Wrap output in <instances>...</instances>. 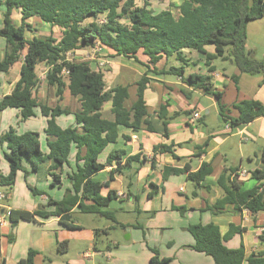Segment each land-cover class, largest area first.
Masks as SVG:
<instances>
[{"label": "trees", "instance_id": "16d2710c", "mask_svg": "<svg viewBox=\"0 0 264 264\" xmlns=\"http://www.w3.org/2000/svg\"><path fill=\"white\" fill-rule=\"evenodd\" d=\"M172 1L175 0H169L167 9L155 12L150 9L148 0L144 6H139L137 0H0V6L4 7L0 38L6 42L5 54L0 57V77L10 74L22 62L20 80L13 92L0 100V117L8 109H18L21 111V120L26 121L36 117L39 110L48 120L45 134L49 150L47 154L42 151L40 134L37 132L18 134L14 128H10L2 134L0 147L6 148L4 158L10 166V173H0V187L6 188L9 196L20 171L26 174L39 173L40 167L48 162H52L48 170V176L53 180L52 187H57V184L62 186L65 168L72 169V161H75V169L66 176L70 188L62 200L50 197L48 205L35 212L7 211L0 207V216L6 215L13 229L21 222L38 223V219L47 220L52 217L60 218L61 225L67 229H80L74 224L76 210L119 225L116 212L110 209L111 203L118 200V192L110 190L104 196L103 191L108 184L97 181L95 176L112 167L110 181H113V175L122 172V157L126 155L124 151L110 152L105 162H100L107 149L118 143L122 130L156 133L148 120L150 113L146 90L152 81L150 74L180 77L192 91L201 90L213 95L218 100L224 123L232 127L264 117V104L254 99L234 104L232 109L237 111L238 116H231L233 110L223 102V93L215 90L211 76L216 72L213 66L215 60H232L240 74L262 75L261 85H264V61L256 60L247 49L248 24L264 19V0H178L179 4ZM15 10L21 14L20 26L13 19ZM31 18H37L51 28H59L61 38H55L53 33L48 37L34 35L37 29L27 23ZM29 33L33 37L28 38ZM97 46L110 50L114 56L133 59L147 68L146 73L136 82V100L131 106H128L129 86L118 85L108 89L102 71L94 70L89 62L71 58L79 50L95 49ZM208 46L215 47L216 52H208ZM186 50L205 56L208 75L193 73L185 76V66L191 62ZM140 56L146 57L147 62L144 63ZM171 58L180 62L181 67L158 68L162 60ZM193 64L196 65L195 62ZM41 65L48 68L45 83L56 88L59 103L63 101L67 88L80 103L77 111L64 108L61 104L52 108L39 99L38 91L42 81L38 69ZM233 80L238 84L239 76H233ZM192 91L181 89L188 100H191ZM108 103L111 104L112 119L104 116V108ZM169 107V102L161 104L158 114L164 126L165 138H169L168 127L171 121L180 115L190 116L193 113L178 112L170 116ZM70 115L75 117V126L64 129L58 125V117ZM203 118L198 122L200 125L205 124ZM123 138L128 139L126 136ZM174 147V144L157 145L153 150L154 155L172 153L175 158H179L174 153ZM141 157V153L130 156L126 165L133 162L143 165L146 158L142 160ZM260 158L264 163V152ZM24 160L30 169L25 168ZM213 173V166L207 163L197 172H191L189 167L179 169L166 166L162 170L164 181L172 176L187 174V179L196 185H200ZM251 176L257 181V186L244 191L238 170L225 168L217 181L223 197L208 210L219 214L231 205L238 211L246 209L252 214L264 212V170H255ZM152 186L159 190L157 185ZM30 189L35 195L42 194L36 189ZM128 197H131L130 193ZM135 201L138 204L139 198L136 197ZM176 210L181 214L186 211L182 207ZM188 231L195 241L189 248L212 257L215 264H264V253L247 257L243 246L238 249L226 246L233 235L241 232L240 229H232V233L224 236L219 226L210 223L190 226ZM103 233L108 236L105 230ZM95 235L96 249L99 231ZM260 239L264 241V232ZM8 240L13 243L15 237L8 236ZM1 247L0 239V256ZM57 250L61 255H67L70 252L69 242L59 241ZM151 251L153 256L150 264L173 263L172 258L163 257L158 249L153 248ZM38 254L30 250L20 264H35Z\"/></svg>", "mask_w": 264, "mask_h": 264}, {"label": "crops", "instance_id": "0c3cea01", "mask_svg": "<svg viewBox=\"0 0 264 264\" xmlns=\"http://www.w3.org/2000/svg\"><path fill=\"white\" fill-rule=\"evenodd\" d=\"M3 11L4 7L0 6V29L3 26ZM13 19L15 24L20 26V11H14ZM36 20L40 22L37 18H31L27 23L33 25ZM41 25L43 28H47L43 23H41ZM49 29L53 30H51L50 35L53 33L55 38H61L62 32L59 28H51V26H49ZM36 33L37 32H35L34 35L38 36ZM31 37H33L32 34H30V36L28 35V38ZM87 50L89 49L86 48L79 50L75 55L79 56V54L87 52ZM206 50L210 53L216 52L215 47L213 46L206 47ZM5 51L6 42L0 38V57L4 56ZM98 52L99 54L97 57L94 56L85 59L84 62H89L94 70L102 71L105 74V80L107 79L106 74H111L113 87H108L107 85L108 89L123 85L129 86L130 90L136 89L137 93L136 84L134 86L129 85V80L135 76L138 81V77H142L146 73L147 68L142 64H139L145 68V71H143L136 66L138 63H136L135 60L114 56L110 50L100 46ZM185 53L188 59L191 60V62L185 66V76L193 73L208 75L206 58L204 55L189 50H186ZM172 59L175 60V62L170 59L162 60L159 63L158 68L161 70L164 68L169 69L171 67H181L182 64L180 62L176 61L175 58ZM102 61H105L106 63L102 65ZM142 61L144 63L147 62V60ZM194 62L196 65L193 64ZM161 63H164L163 68H161ZM231 65L237 69L232 72V75H227L225 68L222 73L216 68V72L211 74L215 90L222 92L224 95L223 102L231 109L237 102L249 99H254L264 104V85H261L263 78H260V80L258 79V82L256 81L260 89L259 94L257 97L251 98L245 93L241 85V82L244 79V74H240V71L234 63H231ZM213 66L215 65L213 64ZM21 67L22 62H19L10 74L1 75L0 100L13 92L21 77ZM108 67L111 68V70L107 71ZM47 70L48 68L45 67V72L42 75L39 74L41 81ZM167 76L168 75L153 76L150 74L152 81L146 90V100L150 113L148 120L156 133L147 130H142L138 133H134L129 129L122 130L120 133L121 138L118 143L107 149V155L113 151L126 152V155L122 157V165L124 166L122 172L113 175V181H110V171L112 167H108L99 174L106 176L104 180L100 182L108 184V187L103 191L104 196L108 195L110 190H114L118 192L117 202L126 200L135 201V198L138 197L141 204L143 200L147 199V203L139 208L138 212L148 214L149 216L151 215L152 217H158L160 214L177 212L179 218L178 216H174L177 227L158 229L159 231H163V233L162 235H158L159 232L156 233L157 238L152 240L155 245H152L147 240L144 241L141 236L140 238L138 236V242L141 249L136 248L134 252L125 255L130 257V260L123 264H150V260L153 256L151 250L153 248L158 249L163 257L172 258V264H215L212 257L189 248V246H192L195 241L192 234L188 231V228L197 224L213 223L219 226L221 233L224 236L232 233V229H240L241 232L233 235L231 239L226 242V246L230 249H238L243 246L247 257L264 253V241L260 239V236L264 232V212L252 214L246 209L238 211L231 205L226 206V210L219 214L208 210L209 207L214 206L223 197V191L218 186L217 181L225 168L236 169L238 170V173L243 171L247 172L245 177L240 176L243 180L242 190H252L257 186V181L252 179L251 173L255 170H264V163L260 158L261 153L264 152V117H260L249 124L232 127L231 124L224 123L220 114L218 100L213 95L205 94L201 90L192 91V89L187 87L178 77L177 80L174 81L168 79ZM233 76H239L238 84L234 82ZM182 88L193 92L191 100H188L183 96L181 92ZM150 92L151 94L149 95ZM131 96L132 94L130 91V99ZM201 96L205 97L207 102L202 103ZM38 97L52 108L59 104L64 108H70L72 111H77L80 108L78 99L73 97L67 88L64 91L63 101L59 103V99L56 95V88L47 86L43 81L38 91ZM134 101L132 100L131 104ZM167 102L170 104L168 109L170 116L178 112L180 114L187 111L193 112L190 116L180 115L176 117L175 120L171 121L168 127L169 138L163 136L164 126L158 118L160 105L166 104ZM131 104L128 106H131ZM196 113L200 114V118H195L194 115ZM204 113H206L207 117L204 116ZM213 115L215 123L214 127H212L211 124V117ZM231 116L237 117V111L233 110ZM201 118L204 119L205 124L203 125L198 123ZM109 119H112V117ZM37 121L38 123L34 125V122L36 123ZM47 121V118L43 117L39 110L37 111L36 117L22 121L20 110L8 109L3 112L0 117V136L10 128H14L18 134L37 132L40 133V141L45 140L46 146L45 129L47 128ZM57 123L64 129L73 127L76 124L73 115L58 117ZM38 128H40V131ZM123 136H126L128 139H124ZM173 144L175 146L173 149L174 153L179 158H175L172 153L154 155L153 150L155 146H170ZM5 151V146L0 147V173L8 175L10 173V166L4 158ZM48 152L49 150L47 148L44 153L47 154ZM139 153L142 154V160L146 158L143 165H140L138 162L126 165V161L130 156ZM75 155L76 150L72 154L73 159ZM100 162H102L101 158ZM204 163L211 164L214 173L212 176L206 178L204 182H201L200 185H196L194 182L189 181L187 179V174L172 176L167 181H164L163 179L162 170L166 166L179 169L189 167L191 172H197ZM246 164L249 168H246ZM51 165L52 162H48L40 167V171H43L46 175L45 181L47 183L52 181V177L48 176V170ZM72 169H75L74 160L72 161ZM72 169L68 167L65 168L64 177L68 182V188H70V182L66 176L72 171ZM189 183L193 185L191 198L187 189ZM152 184L157 185L159 190L153 187ZM0 193H3L1 188ZM129 193L131 194V197H128ZM62 198H64V196H61V199H53L60 201ZM47 199L48 197L46 196H41L39 199L41 202L40 205L43 208L46 207L45 203L47 202ZM5 202L6 201L4 200L0 201V207L4 210L26 211L25 209L15 207L14 204L11 205ZM111 206L112 203L110 209ZM181 207L186 209L184 214H181L180 211L176 210ZM35 211L36 210L30 212ZM78 211L79 210H76L74 215L78 214ZM2 217H6L7 223L1 229H3V231L9 230L10 232L6 233L5 231H2L3 234H1L0 229V235H2L0 237L2 245L0 264H11L8 254L16 251L20 241H24L23 243L26 244L25 250H27V255L30 250H35L39 253L35 259V264H103L98 261V255H105L106 262H111L115 258H111L113 252L111 253L110 244L106 246V251L100 249L98 245H96L95 249L96 231H99V234H104L103 232L105 230L108 232L107 234L110 235L113 230L124 228L125 233L130 231V240L133 239L136 232L142 231L139 229L129 230L126 228L128 225L122 223L117 218L119 225L116 223H113V225H106L103 230H97L95 228L91 230L86 229L88 234H85L87 231L78 222L74 221V224L80 229L70 230L61 225L60 218L58 217H52L47 220L38 219L39 222L33 223L32 225L28 222H21L17 228L13 229L7 216L5 215ZM169 231L171 232L169 233ZM5 236H14L15 241L10 243ZM85 238H89L93 242V249H91L93 250V253L91 250H79L77 258L66 257L63 259L64 256H62V260L60 261H52L46 256V253L49 250L57 249L59 241H68L71 250V246L74 242L83 241ZM6 243H8V246ZM87 255H90L91 259H88ZM11 256L12 261L16 264H20V262L27 257H19L21 258L19 259L14 254ZM115 260L119 259L116 258Z\"/></svg>", "mask_w": 264, "mask_h": 264}, {"label": "rangeland", "instance_id": "374dc122", "mask_svg": "<svg viewBox=\"0 0 264 264\" xmlns=\"http://www.w3.org/2000/svg\"><path fill=\"white\" fill-rule=\"evenodd\" d=\"M146 0H137V3L139 6H144ZM175 4H179L178 0L172 1ZM148 3L150 4V9L154 10L155 12H160L162 10H165L169 7V0L165 1H155V0H148ZM44 24V23H43ZM46 25L48 28H43L41 23L39 21H34L33 26L37 29V35L40 37H46L50 35L51 30L49 29V25ZM53 31V30H52ZM30 36V34H28ZM247 49L248 51H251L255 57L256 60L259 61H264V19L262 20H257V21H252L248 24L247 27ZM99 52L95 51L94 49H89L87 52H84L82 54H79V56H76L75 54L72 55L71 58H73L76 61L83 62L85 59H89L91 57H97ZM196 54V53H195ZM141 60H148L144 56H140ZM171 61H174L172 58L170 59ZM173 62V63H174ZM138 63V64H136ZM136 66L139 67V69L145 71V68L140 66L139 62H136ZM218 71L220 73L223 72V69L227 71V75H232V72L234 70H237L234 68V66L231 65V62L229 61H223L222 59H217L213 63ZM164 67V63H161V68ZM111 70V68H107V71ZM45 72V66L41 65L39 67L38 73L42 75ZM107 85L108 87H113L112 85V78L111 74L107 73ZM155 76L154 74H152ZM139 79L141 76L138 77ZM168 79L170 80H177L176 76L173 75H168ZM180 80H182L180 77H178ZM260 78H263L262 75H257V76H251L244 74V79L241 82V85L245 91L251 98L257 97L259 94V86L257 85L256 81ZM42 81L45 82V76L42 77ZM136 77L134 76L132 79L129 80V85H135L136 84ZM258 82V81H257ZM131 99L129 100L128 105L131 104L132 100L134 101L136 98V89H131ZM151 92L149 93V95ZM202 103L207 102L205 97L201 96ZM104 116L106 118H111V104L108 103L106 104L104 108ZM204 116L207 117L206 113H204ZM33 122V121H32ZM38 121L34 125L37 124ZM211 124L212 127L215 126L214 123V115L211 117ZM40 131V128H38ZM40 134V133H39ZM43 149L42 151L44 152L47 147L45 146V140L41 141ZM108 153V150L101 156V161L104 162L106 159V155ZM24 166L25 168L30 169L29 164L27 163L26 160H24ZM248 165L246 164V168ZM249 168V167H248ZM45 173L43 171H39V173L35 172H30L29 174H26L24 171H20L17 175L16 179V184L12 190V192L9 194V198L7 195L6 188L0 187L2 189V192L7 195V200L5 199V203L9 204H14L15 207H19L22 209H25L26 211H34L41 209L42 207L40 204V198L41 196H46L48 199L50 197L56 198V199H61V196H65L66 190L68 189V182L66 181L65 177L63 176L62 181H63V187L59 184H57V187H52V181L46 182L45 181ZM105 175H97L96 179L99 181H103ZM51 180V179H50ZM247 184V182H246ZM245 184V185H246ZM36 189L39 193L35 195V193L30 189ZM62 187V188H61ZM188 192L190 193V198L192 197L191 190L193 189V185L191 183L188 184ZM127 191V190H126ZM48 199L47 202L45 203V206L48 205ZM63 199V198H62ZM147 203V199L143 200V202L140 204V202L132 201V200H126L122 202H117L114 201L112 202L111 209L116 212L117 218L119 221L122 223L128 225L126 228L129 230H134V229H139L142 231H138L134 234V237L132 240L129 239L130 231H127L125 233L124 228H118L117 230H113L110 235H105V234H100L97 237V245L100 247V249H103L106 251V246L111 245V253L113 256L111 258H118L119 260H112L111 262H106L105 255H98V261L102 262L103 264H123L125 262H128L130 260V257L125 256L127 254H130V252H134L136 248L141 249L139 246V238L140 236L142 239L145 241H149L152 245H155L152 240L157 238L156 233L158 235H162L163 231H159L158 229H169V228H176L177 225L175 224L174 216L179 215L177 212L169 213V214H160L158 217H152L151 215L149 216L148 214H142L138 212L139 208L145 205ZM160 205V204H159ZM53 209V208H52ZM74 220L78 222L84 229L86 230H91V229H97V230H103L105 229L106 225H113L112 221L106 220L105 218H100L95 215L91 214H84V213H79L74 215ZM33 223H30L32 225ZM86 230V231H87ZM3 229H1V234H3ZM84 231V232H86ZM10 232L9 230L5 231ZM102 232V231H101ZM171 231H169L170 233ZM88 234V231L85 233ZM2 235H0L1 237ZM139 236V238H138ZM8 239V236H5ZM3 238V237H2ZM9 241V240H8ZM24 242V241H23ZM22 241L19 242L18 248L14 253H9L8 258L10 259L11 264H16L12 261V256L15 255L17 258L19 257H26L27 256V250L26 244H24ZM8 246V243H6ZM117 245V246H116ZM135 246V247H134ZM93 249V242L88 238H85L83 241H77L74 242L71 246L70 253L67 255H61L57 249L54 250H49L46 253V256L51 259L52 261H60L66 257L70 258H77V254L79 250H91ZM93 253V250H91ZM21 259V258H19ZM48 261V260H47ZM99 264V263H97Z\"/></svg>", "mask_w": 264, "mask_h": 264}, {"label": "built area", "instance_id": "2783aa9c", "mask_svg": "<svg viewBox=\"0 0 264 264\" xmlns=\"http://www.w3.org/2000/svg\"><path fill=\"white\" fill-rule=\"evenodd\" d=\"M94 50L98 52L99 51V46H97ZM105 63H106L105 61L101 62L102 65L105 64ZM194 116H195V118H200V114L199 113H196ZM238 174L240 176H242V177H245L247 175V172L243 171V172H239ZM5 199H6V194L0 193V201H3ZM6 223H7V219L5 217L0 216V229L2 227H4ZM87 258L91 259V256L87 255Z\"/></svg>", "mask_w": 264, "mask_h": 264}, {"label": "water", "instance_id": "95a60500", "mask_svg": "<svg viewBox=\"0 0 264 264\" xmlns=\"http://www.w3.org/2000/svg\"><path fill=\"white\" fill-rule=\"evenodd\" d=\"M230 62H231V63H233V61H232V60H231Z\"/></svg>", "mask_w": 264, "mask_h": 264}]
</instances>
